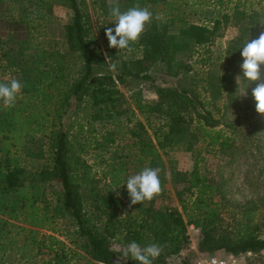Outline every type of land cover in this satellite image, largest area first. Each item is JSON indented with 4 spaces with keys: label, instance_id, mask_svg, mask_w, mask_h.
I'll list each match as a JSON object with an SVG mask.
<instances>
[{
    "label": "trees",
    "instance_id": "1",
    "mask_svg": "<svg viewBox=\"0 0 264 264\" xmlns=\"http://www.w3.org/2000/svg\"><path fill=\"white\" fill-rule=\"evenodd\" d=\"M26 1V10L35 14L0 21V262L6 264L3 257L10 252L22 264H74V259L140 264V257L126 250L130 245L159 250L157 260L168 264L163 261L188 249L187 230L192 227L201 257L232 255L247 264H263L264 222L254 220L263 199L244 205L226 199L222 177L207 175L202 153L224 162L221 168L229 171L236 160L252 155L249 175L259 187L264 103L247 62L260 48L261 38L255 39L264 32V6L258 7L264 0H242L235 6L231 14L239 33L215 62L206 45L219 21L211 27L190 23L185 7L194 3L91 0L92 8L104 15L100 27L105 48L100 50L85 0H56L69 11L64 29L73 40L67 52L71 63L35 42L47 1ZM8 24L20 28L23 39L15 42ZM123 33L125 51L136 48L139 57L123 58ZM113 40L117 51L110 46ZM107 59L117 69L115 75L107 69ZM194 63L204 69L192 74ZM80 65L81 72L75 68ZM151 70L160 71L169 84L155 87L152 102L133 88L129 106L118 83L125 88L127 79L151 81ZM86 110L89 115L82 120L89 117L110 126L93 146L71 137V123L63 125L65 118ZM89 147L98 152L91 165L84 159ZM127 148L134 172L142 174L156 196H164L168 183L184 185L188 196L180 200L181 210L140 197L129 181ZM173 150L192 155L190 171L178 170L171 159L164 161ZM104 153H109L107 160ZM99 165L101 176L94 170ZM59 220L69 221L71 230L56 232L51 224ZM48 229L53 234L40 233ZM113 244L121 249L114 250Z\"/></svg>",
    "mask_w": 264,
    "mask_h": 264
},
{
    "label": "rangeland",
    "instance_id": "2",
    "mask_svg": "<svg viewBox=\"0 0 264 264\" xmlns=\"http://www.w3.org/2000/svg\"><path fill=\"white\" fill-rule=\"evenodd\" d=\"M49 4V8L42 7L41 14H45V16L41 19V26H39L38 31L36 34V43L49 51H56L59 55H65V61L71 63L67 52L70 51L71 45L73 44V40L70 36H68L67 31L65 28V23L67 20V15L69 14L68 9L63 8L64 6L59 5L56 0H45ZM107 2H117L119 0H106ZM177 2H184L187 1L188 4L194 3L192 8H186L185 11V18L190 23L195 24H203L208 25L209 27L212 26V22L219 21L218 29L216 35L212 42L208 43L206 46L208 47L210 53L212 54V61L215 62L219 58L223 57L224 51L228 46V43L234 39L238 35L239 31V23L235 21V18L231 14L232 10L235 6H238L242 0H201V4L196 3V1L200 0H176ZM208 1V2H207ZM86 2V12L89 17V25L91 29V34L95 38V46H98L100 50H104L105 46L103 43L104 38L106 35L104 30L101 29V23L103 21V14H100L98 10L93 9L91 5V0H85ZM207 2V3H206ZM240 2V3H239ZM61 7H59V6ZM264 6V2L258 4V7L261 8ZM67 8V7H66ZM225 16H228L226 19ZM118 22H120L118 20ZM122 27L126 26V22H120ZM14 24H8V31L13 35V40L17 42L19 39H23L24 33L23 31L18 28L17 26H13ZM264 26V24H263ZM4 27V26H3ZM1 29V28H0ZM5 29V27L3 28ZM2 30V29H1ZM129 31H131L129 29ZM111 32L108 33V35ZM123 37H120L121 40V49L124 51L123 58L126 60H132L140 56V52L138 49L134 48L131 51H125L126 46V37L123 33ZM261 38V43L258 45L260 48L257 49L254 53L251 54V58L247 62V66L251 72V74L256 79L260 91H261V99L264 103V32L261 33L260 36H257L255 39L256 41ZM111 48L117 51V43L116 40H113L112 44H110ZM203 47H201L200 53L203 52ZM105 56V53H104ZM116 56H119V52H116ZM263 58V59H262ZM197 59V56H195ZM107 69L115 75L118 71L117 69L110 64V60L107 59ZM223 63V61H222ZM221 64V63H220ZM219 66V63H217ZM223 67V65H222ZM77 69L80 68V72L82 71V65L79 67H75ZM221 66L219 67V69ZM204 68L200 64L194 63L192 67V74H196L198 71L203 70ZM150 76L152 80H144V81H136L132 82V80L127 79L126 87H122L121 84L118 83V89L120 92L123 93L124 98L126 99L129 106L132 107V102L130 99V95L132 93L133 88L138 89L141 92L142 99L146 102H152L157 99V95L155 93L156 86H166L169 82L164 81L161 78V72L150 71ZM170 83H174V79L170 78ZM129 85V89H128ZM199 86L196 87L198 91ZM89 115L88 110L86 111H77V117H70L65 118L63 120V125L68 127V124L71 123V130L70 134L73 139L76 141L81 142L82 144H86L90 142V145H94V139L97 142L101 141V136L104 134L106 129H110V126L102 127L103 124L100 122H91L90 118L83 119V115ZM215 117H220V112L218 110L213 111ZM73 120H76L75 122ZM78 124H82L81 128ZM150 134V133H149ZM72 139V140H73ZM120 146L123 145L119 143ZM199 146V145H198ZM197 146V148H198ZM127 154V162H128V177L131 184H134L139 192L140 197L143 200H155V204L158 206L160 204H165L169 206H174L178 210L180 208V200L187 198V194L184 193L183 184H172L168 183L165 185V194L164 196H156L153 189L149 188L146 183L145 179L143 178L142 174H137L134 172L132 167V152L129 153V149L127 148L124 151ZM98 154L97 151L89 147L87 154L84 156V159L87 161L88 164H92L93 160L96 158ZM202 156L205 159L206 164V173L210 178H221L224 181V191L226 199L234 202L237 205H244L247 202L257 203L259 200L263 199L264 205V174L261 175L259 181V187L255 188L252 183L254 182L255 178L252 174L249 175L250 171H253L254 168H251L248 164L251 160H255L252 155H247L246 158L244 157L239 158L234 162L231 166L232 171H229L227 168H221L224 162L218 161L217 158L210 157L206 152L202 153ZM109 157V153H104L103 159L107 160ZM164 161L171 159L174 163L175 168L182 172L190 171L193 166L192 155L190 153L173 150L168 151L166 156H163ZM98 160V159H97ZM102 166V165H101ZM104 166V163H103ZM94 170L97 172L98 176L100 174V165L95 166ZM255 175L258 172H254ZM103 184V183H102ZM57 191L61 190L59 185H55L54 187ZM255 222L262 224L264 222V207L258 209V215L255 216ZM51 227L57 231H67L71 230L69 221L67 220H59L56 224H51ZM188 235L190 239V245L187 250L181 253V256L178 258H173L171 260L166 259L163 262L168 264H191L196 259L201 257L196 247V243L198 241V234L192 229V227L188 228ZM261 232L264 233V226L261 228ZM41 234L44 235H51L53 231L50 229L45 231H40ZM59 235L58 233H56ZM113 249L119 251L121 248L113 244ZM126 250H130L140 257L141 261L140 264H162L157 260V257L160 254L159 250L156 249H140L134 246H127ZM83 254V253H81ZM142 254V256L140 255ZM1 257V255H0ZM3 257V256H2ZM3 258H7L6 264H22L20 263L14 254L7 252ZM1 259V258H0ZM74 264H84V261L79 259L73 260ZM0 264H2L0 262Z\"/></svg>",
    "mask_w": 264,
    "mask_h": 264
},
{
    "label": "crops",
    "instance_id": "3",
    "mask_svg": "<svg viewBox=\"0 0 264 264\" xmlns=\"http://www.w3.org/2000/svg\"><path fill=\"white\" fill-rule=\"evenodd\" d=\"M24 2L22 8L19 4ZM28 1L26 0H0V21H12L20 18L21 14H35V11L29 8L26 10Z\"/></svg>",
    "mask_w": 264,
    "mask_h": 264
},
{
    "label": "built area",
    "instance_id": "4",
    "mask_svg": "<svg viewBox=\"0 0 264 264\" xmlns=\"http://www.w3.org/2000/svg\"><path fill=\"white\" fill-rule=\"evenodd\" d=\"M191 264H247V263L242 258L232 255H226L222 257L210 255V256L199 257Z\"/></svg>",
    "mask_w": 264,
    "mask_h": 264
}]
</instances>
